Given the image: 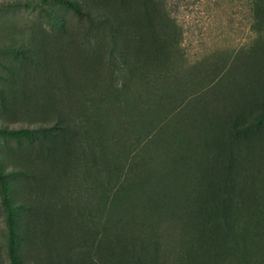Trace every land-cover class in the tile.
Instances as JSON below:
<instances>
[{"label": "rangeland", "instance_id": "1", "mask_svg": "<svg viewBox=\"0 0 264 264\" xmlns=\"http://www.w3.org/2000/svg\"><path fill=\"white\" fill-rule=\"evenodd\" d=\"M0 264H264V0H0Z\"/></svg>", "mask_w": 264, "mask_h": 264}]
</instances>
